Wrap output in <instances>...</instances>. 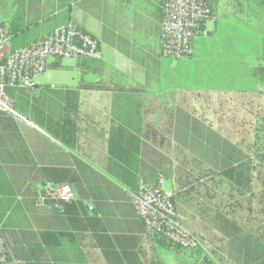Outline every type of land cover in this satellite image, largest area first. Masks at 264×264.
Wrapping results in <instances>:
<instances>
[{"label":"crops","instance_id":"obj_1","mask_svg":"<svg viewBox=\"0 0 264 264\" xmlns=\"http://www.w3.org/2000/svg\"><path fill=\"white\" fill-rule=\"evenodd\" d=\"M163 2L9 0L8 13H0V23L8 25L13 49L73 22L97 39L102 55L99 59L52 58L34 88L8 89L27 121L0 112V227L82 235L81 249L89 264H185L180 259L186 260L187 254L177 256L154 239L147 240L145 225L130 203V191L108 172L113 128L133 129L143 140L146 124L153 120L160 126L158 120L146 117L149 93L173 97L174 106L186 114L180 138L187 143L197 138L196 127L206 129L202 143L212 135L207 133L209 127L216 128L217 206L233 223L237 240L248 236V245L239 244L235 254L248 261L256 255V240L264 237V73L256 84L237 85L234 90L223 84L192 92L183 82L199 60L200 44L212 42L221 15L232 16L240 2L212 0L216 20L197 36L194 55L178 62L161 55ZM259 2L264 8V0ZM256 26L262 29L264 24ZM257 63L255 58L253 69L264 72L263 55ZM223 68L221 61L218 78L225 81ZM247 75L254 78L251 72ZM88 83L97 87H86ZM133 87L145 91H131ZM35 97L45 99L37 102ZM191 113H199L200 119H192ZM178 124L174 126L181 127ZM175 139L169 151L160 150L167 158L164 169L172 171L162 177V184L165 188V180L171 181L172 188L166 189L174 191L176 199L185 195L182 191L193 189L179 184L184 173L179 170L186 160L179 156L182 149ZM169 161L171 166H166ZM147 167L154 171L153 166ZM209 180V175L201 176L199 184L207 188ZM45 182L68 184L76 192L77 200L66 206L65 214L37 203V190ZM193 183L198 185L196 180ZM176 202L180 222L196 233L186 226L187 215ZM225 251L224 243L223 260Z\"/></svg>","mask_w":264,"mask_h":264},{"label":"built area","instance_id":"obj_2","mask_svg":"<svg viewBox=\"0 0 264 264\" xmlns=\"http://www.w3.org/2000/svg\"><path fill=\"white\" fill-rule=\"evenodd\" d=\"M216 20L207 0H164L162 4V58L184 61L194 55V44L206 25ZM97 39L69 22L41 39L22 48L13 49L6 23H0V112L17 120L27 121L8 94L9 88H34L36 79L43 75L52 58H101ZM140 181L137 191L130 192V203L145 225L147 240L162 234L182 248H204L203 239L184 227L174 202V191ZM77 200L68 184L45 182L37 190L36 201L41 206L51 205L58 213H65L66 205ZM90 209H93L89 205ZM0 264H6V239L0 227Z\"/></svg>","mask_w":264,"mask_h":264},{"label":"trees","instance_id":"obj_3","mask_svg":"<svg viewBox=\"0 0 264 264\" xmlns=\"http://www.w3.org/2000/svg\"><path fill=\"white\" fill-rule=\"evenodd\" d=\"M207 1L213 10L214 15H216L215 3H213L212 0ZM85 86L89 88L97 87L92 83H88ZM130 90L145 91L141 87H133ZM146 98V117L151 114H158L160 126H155V124L151 122L146 124V128L143 133V140L141 139L139 132L137 133L133 129L113 128L109 139L108 165L110 171L108 172L119 180L130 192L137 191L141 180L155 187H159L160 179L163 176L169 177L172 173L171 169L169 170L170 172L166 168L164 169L165 163L163 164V162H165L167 158H165L160 149L165 148L168 149L166 151H169L171 149L173 138H176L175 140L177 146L188 144V141L182 143L183 140L180 138V135L184 134L183 130L186 121V114L179 108L175 107L174 103H172L171 108H166L165 101L168 100V97L166 96L151 95L147 93ZM171 98L173 100V97ZM175 123H179L181 127L174 126ZM193 132L198 134V137L200 135L199 138L197 137L193 139L198 140L201 136L204 137L206 129L196 127ZM207 133H211L210 130L209 132L207 131ZM202 146L204 147V142L202 143ZM178 148L181 149V147ZM194 158L190 160V162L193 164L195 162L197 166H202L201 160L199 158ZM185 160V164H187L188 158H185ZM147 166H153L154 171H147ZM166 166H171V161L167 162ZM183 170L184 169L180 167L179 171ZM201 171L203 172L202 169ZM201 171L196 173L198 174L196 177L198 184L200 183L201 176H207L210 174L207 172L210 171L209 169L203 174ZM189 173L190 175L187 174L188 176L185 178L183 184L184 187L190 188L189 190H196L199 195L201 192H206V194H201L202 197L207 195L209 192H212L211 196H215L214 186L216 173H213L214 175L210 176V186L207 188L205 187L204 190L202 189V185H199L198 189L196 188V185H194L195 183H193L194 180L192 181V177H194L192 175L193 171ZM174 202L176 205L175 196ZM212 202L213 199H208L207 204H211ZM207 208L208 207H205L206 210ZM208 221L211 222L212 218H208ZM214 221H216V225L224 234V237L228 239L229 257L231 256V250L233 249V254L231 256L233 262L232 264H264L263 236H260L263 239L259 237V239L256 240V255L248 261L247 257L236 255L234 250V248H237L239 244H242V246L248 245V236H245L244 239L237 240L236 234L238 233L235 231L233 223L222 213H217ZM1 229L6 239V264H89L86 255L83 254V250L81 249L82 243L80 240L82 235H78L77 233L68 232L60 234L55 231L49 233L48 231L42 232L40 230L33 229L17 230L10 228L3 229L2 227ZM154 241L164 246L177 256L184 253L191 258L202 259L203 262H207V264H218L217 261L210 259L208 255L205 254L202 256L204 253L202 251L203 248L187 250L162 234L155 235Z\"/></svg>","mask_w":264,"mask_h":264},{"label":"rangeland","instance_id":"obj_4","mask_svg":"<svg viewBox=\"0 0 264 264\" xmlns=\"http://www.w3.org/2000/svg\"><path fill=\"white\" fill-rule=\"evenodd\" d=\"M239 2L240 3L236 9V13L230 12L232 16L221 15L220 28L217 35L213 38L212 36L208 37L212 38V42L208 45L200 44L199 54L196 55L199 60L195 64L191 75L183 81L186 88L192 92L212 88L217 89L218 86L223 84L225 87L230 88L229 90H234V87L237 85L245 86L250 83L256 84V82H258L262 77L264 72H257L258 69H253L252 64L254 63L255 58H257V64H259L261 62V56L264 54V27L260 29L259 26H256L257 24L260 25V23L264 24V8H261L259 0H239ZM8 5L9 0H0L1 14L6 15L8 13ZM62 61L64 62L65 60ZM221 61H223L224 64L223 73L225 75V81L218 78V73L220 74L219 67ZM248 72L253 73V79L247 75ZM236 75L240 77L238 80L233 79ZM249 78L251 80H248ZM167 97L168 100L165 101V106L166 108H171L173 100L171 96ZM34 99L37 102H42L45 97H35ZM191 116H193L192 119H200L199 113H191ZM211 116L215 121L217 116L216 112L214 111ZM150 119L159 120V115L151 114ZM209 130L212 135L207 137L208 140L206 139V142H204V147L202 146L201 138L190 141L187 145L178 146L182 149L179 151V156L183 157V160H185L184 158H188V162L183 170L184 173L179 176L181 179L179 181L181 187L187 177V174L191 171H193L194 174L197 171H201V169H203V172L209 169L210 171H207L210 173L209 176H213V173L217 172V156L215 152L216 128L209 127ZM182 143H185V141L183 140ZM193 158H199L202 166H197L195 162L194 164L191 163L190 160ZM181 162L183 161H179V165H181ZM197 176L198 174L192 177L193 180H196ZM217 179L218 178L216 177L214 186L215 196H211L212 192H209L204 196V199L201 195L204 192H201L199 195V193L193 189L189 192L182 191L180 194L185 195H177L176 199L181 205V212L187 215L185 219L186 226L195 230L196 233L202 237L205 243V246L202 249L204 252L202 256L206 254L210 257V259L217 261L218 264H232L233 262L231 256L233 254V249L231 250V256L229 257L228 239L224 237V234L218 229L216 221H214L217 213L220 214L217 206V203H219V197L217 196ZM164 183L165 189L172 188V183L168 179H166ZM199 185L200 184L196 186L197 189ZM202 189L204 190L203 186ZM204 194H206V192ZM208 199H213V202L211 204H207L206 202ZM205 207H208L207 210ZM208 218H212V223L208 221ZM224 243L226 246L224 254L225 260L221 257V248H224ZM180 261L185 264L195 263V261L189 256H187L186 260L183 258L180 259ZM186 261L188 263H186ZM205 263L207 264V262Z\"/></svg>","mask_w":264,"mask_h":264}]
</instances>
